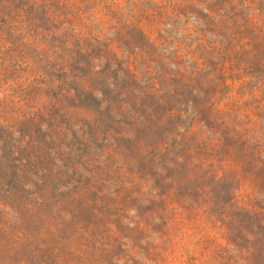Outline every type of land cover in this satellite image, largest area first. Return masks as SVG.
Masks as SVG:
<instances>
[{"label":"rangeland","instance_id":"374dc122","mask_svg":"<svg viewBox=\"0 0 264 264\" xmlns=\"http://www.w3.org/2000/svg\"><path fill=\"white\" fill-rule=\"evenodd\" d=\"M0 264H264V0H0Z\"/></svg>","mask_w":264,"mask_h":264}]
</instances>
